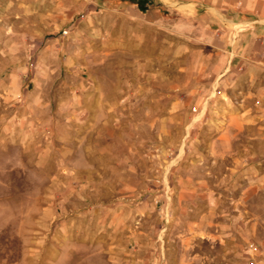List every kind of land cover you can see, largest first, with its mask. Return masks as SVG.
Masks as SVG:
<instances>
[{"label": "rangeland", "instance_id": "rangeland-1", "mask_svg": "<svg viewBox=\"0 0 264 264\" xmlns=\"http://www.w3.org/2000/svg\"><path fill=\"white\" fill-rule=\"evenodd\" d=\"M215 2L0 0V264H264V26Z\"/></svg>", "mask_w": 264, "mask_h": 264}, {"label": "crops", "instance_id": "crops-1", "mask_svg": "<svg viewBox=\"0 0 264 264\" xmlns=\"http://www.w3.org/2000/svg\"><path fill=\"white\" fill-rule=\"evenodd\" d=\"M207 3L209 0H203ZM213 1V0H210ZM216 6L231 8L234 12V16H238L239 13H247L254 15L255 19L250 21V24L264 26V0H215ZM218 13L224 14L220 9H217ZM225 15V14H224ZM235 24L238 21L231 19Z\"/></svg>", "mask_w": 264, "mask_h": 264}]
</instances>
